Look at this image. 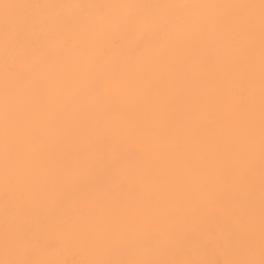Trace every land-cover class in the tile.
Listing matches in <instances>:
<instances>
[{"label": "bare ground", "instance_id": "1", "mask_svg": "<svg viewBox=\"0 0 264 264\" xmlns=\"http://www.w3.org/2000/svg\"><path fill=\"white\" fill-rule=\"evenodd\" d=\"M7 3H94V4H233L259 0H5ZM119 15L127 10H114ZM213 15L227 17L224 10ZM52 25L44 28L53 31ZM225 29L238 31L234 23ZM119 41V45L115 42ZM157 36L151 31L135 34L105 29L87 52L57 46L54 65L56 86L23 96L21 118L32 135L22 141L26 165L36 174L58 172L68 162L86 154L93 162L90 172L67 184L57 196L60 219H78L84 224L108 218L117 221L145 210L161 216L170 236L159 249L146 248L135 253L112 254L111 258L153 260H223L226 246L243 247L251 238L259 243L260 154H259V35L255 44V70L250 68L249 47L244 39H224L220 33L193 32L182 38L161 59L137 69L124 67L118 60L121 50L143 45L154 52ZM94 56L97 63H111L113 71H128L137 82L138 93L113 107L109 118L135 121L151 136V143L128 140L121 151L133 175L123 177L125 187L114 204L85 202L81 185L100 186L105 181L100 154L110 137L92 129L91 113L77 102L73 79L82 56ZM63 69V73L60 70ZM89 78L97 75L90 66ZM3 50L0 41V101L3 98ZM254 87L250 96L249 88ZM224 105H221V101ZM254 107L256 149L254 170L246 167V130L249 109ZM2 145V132H0ZM214 186L215 194L205 196ZM3 182V153L0 149V259L4 258L6 231L21 244L39 241L31 255L34 260H85L95 252L70 247L66 235L47 226V210L41 201L27 203L9 193ZM249 198L255 200L254 224L238 221L233 210H241ZM209 200L213 211L192 218L198 200ZM15 207V215L6 211ZM86 210V211H85ZM81 214L77 216V213ZM155 232L156 229H148Z\"/></svg>", "mask_w": 264, "mask_h": 264}, {"label": "snow or ice", "instance_id": "2", "mask_svg": "<svg viewBox=\"0 0 264 264\" xmlns=\"http://www.w3.org/2000/svg\"><path fill=\"white\" fill-rule=\"evenodd\" d=\"M127 10L119 15L114 10ZM215 10H224L227 17L213 15ZM234 23L235 33L225 29V23ZM52 25V32L44 28ZM105 29L135 34L151 31L157 36L154 52L142 51L143 45L121 50L118 60L125 68L145 65L162 58L182 38L194 31L202 36L220 33L224 39L239 40L241 37L249 47L250 68L255 70L254 52L259 35L260 111H259V243L251 238L241 247L226 246L223 260L184 259L153 260L139 258H111L112 254L135 253L146 248L159 249L161 242L170 236L161 216L144 212L133 213L113 222L108 218L82 223L78 219H60L57 196L67 184L80 180L82 172H90L93 162L86 154L68 162L58 172L34 173L26 165L21 151L22 141H27L31 128L21 118L20 101L23 96L47 91L56 86L57 71L54 65L57 46L84 51L94 47L95 40ZM0 41L3 50V98L0 101V132H2L3 182L6 196L11 193L31 203L41 201L47 210V226L63 232L70 247L81 251L95 252L96 258L85 260H34L31 255L39 247V241L21 244L6 231L4 258L0 264H264V0L258 3L233 4H94V3H7L0 0ZM119 45V41L115 42ZM96 64L97 75L90 79V66ZM63 69L60 70L63 73ZM73 79L76 100L84 110L91 113L94 121L93 133L99 131L110 137V143L102 149L99 164L105 181L100 186L81 185L85 202L98 205L114 204L120 198L125 184L123 177L133 175L126 157L121 151L125 141L136 139L151 143V136L135 121L109 118L112 108L122 100L138 93L136 79L128 71H113L111 63H97L94 56H82ZM250 96L254 87L249 88ZM221 105H224L222 100ZM256 127L254 107L249 109L246 130V167L254 170L256 149ZM215 194L214 186L205 189V196ZM209 200L201 199L192 207L195 222L199 215H207ZM15 215L17 209L7 208ZM86 211V210H85ZM241 210H233L238 221L246 218L255 223L256 203L249 198ZM81 213L78 212L77 216ZM156 229L150 232L148 229Z\"/></svg>", "mask_w": 264, "mask_h": 264}]
</instances>
